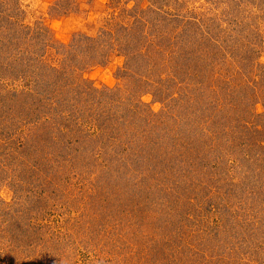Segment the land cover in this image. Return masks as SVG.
I'll use <instances>...</instances> for the list:
<instances>
[{
    "label": "rangeland",
    "instance_id": "rangeland-1",
    "mask_svg": "<svg viewBox=\"0 0 264 264\" xmlns=\"http://www.w3.org/2000/svg\"><path fill=\"white\" fill-rule=\"evenodd\" d=\"M2 2L1 256H24L1 231L27 230L29 206L43 211L33 226L64 235L41 237L45 259L264 264V0H190L195 51L167 50L183 58L162 69L128 49L149 0ZM43 153L51 168L31 169ZM36 170L58 188L31 203Z\"/></svg>",
    "mask_w": 264,
    "mask_h": 264
},
{
    "label": "trees",
    "instance_id": "trees-1",
    "mask_svg": "<svg viewBox=\"0 0 264 264\" xmlns=\"http://www.w3.org/2000/svg\"><path fill=\"white\" fill-rule=\"evenodd\" d=\"M219 1H222V0H219ZM149 2L151 4L148 5L147 8L142 9V12L140 14L135 13L133 15V21L135 22L134 28L136 27L137 29H139L140 33L138 35L133 34L134 36H132L131 39L128 38V49H131L130 51H132V48H134V51L136 53L132 56L141 57L140 60L141 59L147 60L146 58L148 57L150 58L155 57V59L158 60L157 66L160 69H162V68H165V66L169 64L170 62H174L172 61V59H176L178 57L179 59L183 58V57H180L181 54L176 58H172L173 55L166 56L165 52H167V50L168 52L172 53L174 49L176 50L179 49L183 51V49L188 48L190 46L191 48L190 53H193L195 51V50L193 51L191 43L188 42L189 45L186 46L187 41L189 39L188 36L190 35L188 31L189 29L196 30L195 27L200 30L202 21L199 17H197L195 13V9H192V7H190L191 6L190 0H180V1L179 0L178 1L177 0H155V1L149 0ZM192 2H194V0H192ZM3 3L4 2L0 0V6L3 7L4 5ZM175 3H176L175 10L177 11V13H172V11H169V10H170V7L173 6V4ZM166 8H168V10H166ZM9 19L6 21V23L12 24V26L14 27L16 26L17 29L19 28L20 30H24L25 27H21L22 25L20 24V22L16 21V23L14 24V23H11V17ZM111 23L112 21H110L108 24H111ZM19 24L21 26H19ZM165 27H168V29L170 30L165 29ZM125 29L128 31L131 30L128 27H125ZM193 34L190 36H193L195 38V32H193ZM101 36H102V39H100V42H104L106 46L108 42H111V44H113L112 43L113 39H111L110 31L108 32L107 29L104 30ZM170 39L172 41H170ZM134 40H136V42ZM115 41L120 42L118 38H116ZM130 43H132V46L130 45ZM205 47L203 46L202 49H204ZM108 48L111 49L112 45ZM119 48L121 49V46ZM156 48L162 49L160 55L158 54L159 51H157L158 53L155 52ZM101 49L102 47H99V50ZM105 49L107 51V48ZM100 53H102V50L100 51ZM34 60L35 59H33L31 56L25 59L22 58L20 60L23 63V65L22 64L21 65L26 69L24 73L23 72L21 73V75H23L25 78H27V76H30L29 74H34L33 68L31 67L32 66L31 61H33L34 63ZM5 69L8 70L9 66L6 65ZM101 95L105 96L104 93H101ZM262 104L264 107V100ZM42 107L43 109L46 108V111L49 110L48 105L44 104L43 102L40 105V107H38V111L39 110L42 111L41 109ZM72 116L73 115L71 114V117ZM104 143L107 144V141ZM106 144H103V143L101 144V151L103 153L108 151V148H105ZM37 157L40 159V161H38L37 159H34L35 162H33V164L30 166L31 169L39 168V166L40 167L42 166L43 168L44 167L46 168L48 166L51 168V163H48V164L43 163L45 162L43 161L44 153L39 154V156ZM102 167L104 168V170H108L110 167V164L106 163ZM36 171L37 172H34V173L30 172L31 177L33 178L34 181L41 183V184L31 187L30 191H28L29 194L31 195L29 196L31 203L33 202V200H36V201L40 200V197L43 196L45 191L48 190V192L54 193V191H57V188H58V187L56 188L51 187L53 185L51 180L48 182V186L46 187L43 186L42 184V180L47 179L48 178L47 175L52 174L53 172L47 173L44 175L43 173H39L38 170ZM24 204L27 205L26 199H25ZM27 208L28 209L24 213L25 223L27 224L26 226L28 227L27 230H23V228L19 230L20 227H17V225L15 224L16 227H13L10 229L4 228L1 231L3 233V237L1 238V241L5 239V241L8 243L6 244L7 248L13 247L16 250H20V252L24 254V256L22 258L20 257L21 259L13 258L14 260H12L11 258L8 259L6 257H2L0 254V263L2 264L3 258H5L6 264H9L10 261L12 262L11 264H51V263L52 264H75L73 261H70L68 257L61 258V257H58V255H55L54 253L50 254L51 255L50 259L43 258V256L41 255L42 252H40V254H37L38 251H42V248L44 246L41 243L42 236L47 235V237H49L48 234H51V236L53 237L57 235L58 239L56 241L60 242L59 237L61 238L64 235L62 234V230H58L55 233L53 230H49L47 229V227L45 228L42 225L33 226L35 224H39L38 222L42 220V217L37 214L42 213L43 211H41L40 209H32V207H29V206ZM36 215L39 216L40 218L39 217L37 218ZM2 216H5V214ZM6 221L8 223L7 225L9 226H10L9 221L11 222L15 221L19 223V219L17 220L16 217H11V216L9 217V219H6ZM18 231H26L27 233L25 234L20 233V232L17 233ZM5 233H7L8 235ZM2 255L5 256L3 253Z\"/></svg>",
    "mask_w": 264,
    "mask_h": 264
}]
</instances>
